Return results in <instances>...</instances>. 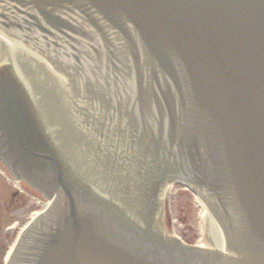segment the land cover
<instances>
[{"label": "water", "instance_id": "obj_1", "mask_svg": "<svg viewBox=\"0 0 264 264\" xmlns=\"http://www.w3.org/2000/svg\"><path fill=\"white\" fill-rule=\"evenodd\" d=\"M25 3L32 8L21 11L17 21L33 16L43 34L73 51L90 49L98 58L102 47L108 54L103 64L113 71H121L117 63L126 69V60L132 63L142 108L129 120L120 116L142 146L102 190L99 180L111 171L105 160L95 158L90 172L78 173L57 146L65 168L105 199L87 191L60 170L18 75L9 63L0 64L6 66L0 67V156L13 173L54 196L10 264H264V0ZM11 5L13 13L25 7L22 0H0V16ZM25 25L17 24L32 31ZM44 52L72 83L89 119L102 123L101 151L119 150L113 132L126 130L124 120L115 118L114 94L86 82L67 56ZM158 172L203 192L228 225L238 257L160 241L158 233L175 237L161 224L164 182Z\"/></svg>", "mask_w": 264, "mask_h": 264}, {"label": "bare ground", "instance_id": "obj_2", "mask_svg": "<svg viewBox=\"0 0 264 264\" xmlns=\"http://www.w3.org/2000/svg\"><path fill=\"white\" fill-rule=\"evenodd\" d=\"M6 62L13 67L21 83L27 87V92L37 105L47 132L52 135L67 162L78 173L90 172L96 164V159L92 157V152L89 154L85 143L88 132L82 122L84 116L82 111L80 112V102L73 85L65 73L47 53L38 51L31 42L0 29V64ZM59 105L63 106L62 112L67 117L61 113ZM167 182L169 181L162 186L160 197L162 215L166 208L165 201L170 199L173 189ZM199 202L203 205L201 217L205 243L199 242L196 245L223 251L227 244L218 216L200 200Z\"/></svg>", "mask_w": 264, "mask_h": 264}, {"label": "rangeland", "instance_id": "obj_3", "mask_svg": "<svg viewBox=\"0 0 264 264\" xmlns=\"http://www.w3.org/2000/svg\"><path fill=\"white\" fill-rule=\"evenodd\" d=\"M62 108L63 106H61V113H63ZM169 197L170 199L166 200L164 205L166 207L164 224L168 231L189 244L205 243L201 217L203 207L198 205L194 197L179 186H174ZM30 203L34 205L33 209L38 207L31 201Z\"/></svg>", "mask_w": 264, "mask_h": 264}, {"label": "flooded vegetation", "instance_id": "obj_4", "mask_svg": "<svg viewBox=\"0 0 264 264\" xmlns=\"http://www.w3.org/2000/svg\"><path fill=\"white\" fill-rule=\"evenodd\" d=\"M33 207L27 191L17 190L0 172V264L4 262L16 230L30 217Z\"/></svg>", "mask_w": 264, "mask_h": 264}]
</instances>
